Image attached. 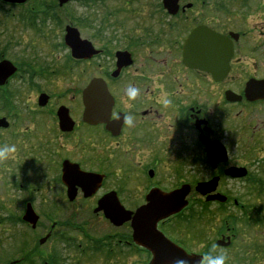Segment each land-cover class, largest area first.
Segmentation results:
<instances>
[{
  "label": "flooded vegetation",
  "instance_id": "flooded-vegetation-1",
  "mask_svg": "<svg viewBox=\"0 0 264 264\" xmlns=\"http://www.w3.org/2000/svg\"><path fill=\"white\" fill-rule=\"evenodd\" d=\"M108 1L111 0L93 2L103 9L95 18L106 25L117 13L107 11ZM210 1L178 0L174 15L161 6L145 28L127 32L117 41L104 43L102 35L97 34L92 41L91 60L84 55L71 59L66 55L55 72H50L52 67L47 64V70L42 69L48 72L47 79L78 77L80 86L67 93L52 91L53 96L44 93L48 98L46 105L39 106L37 102L31 113L15 106L14 94L9 92L14 90H5L13 77L0 87L1 95L9 94L0 98V120L7 121L6 126L0 125V148L16 147L8 153L11 159L8 166L0 158V173L2 177L11 173L14 189L27 194L20 205L17 197L12 204L16 209L21 207V221L35 233L34 237L37 229L42 231L33 247L26 243L23 250H18L17 246L18 259L12 264H153L156 257L153 249L158 243L138 244L131 226L135 212L148 206V198L156 190L171 193L186 185L190 187V196L193 191L200 194L199 185L218 178L211 194L223 195L226 201L209 204L225 206L223 211L239 204L244 209L239 197L242 195L252 196V201L262 204L264 0H227L243 1L246 7L240 11H211L210 5H198ZM132 17H136L135 12ZM189 40L192 43L186 47ZM59 46L66 48L64 42ZM122 53H128L129 57L119 63ZM6 55L0 54V61L8 60ZM86 66H91L92 74L90 69L87 73L82 69ZM93 80L97 98L100 81L111 97L107 123L97 119L93 123L84 121L83 92ZM130 86L138 89L135 98L126 95ZM69 93L70 101H59ZM65 103L77 106L72 108ZM35 112L45 116V123L34 122ZM20 113H29L27 128L21 132L17 122ZM39 131L51 139L36 140ZM31 137L36 140L37 149H28ZM213 143L221 145L226 155L225 160L214 165L212 159L221 156L217 153L212 156ZM69 164L74 167L65 183L64 168ZM165 168L175 176L172 188L161 187ZM240 168L246 169L245 175L227 173ZM79 173L90 176L82 181L78 179ZM185 178L194 180L187 182ZM133 184L136 185L130 187ZM37 197L40 201L36 203ZM29 206L39 216L35 228L23 221ZM3 208L7 209L6 204ZM184 211L159 221L156 229L188 254H196L190 250L194 248L190 224L179 225ZM254 211L257 210L253 209L252 214L244 211L241 222L264 224L263 214L248 221ZM192 218L189 214V223ZM15 221L21 223L19 219ZM43 222L47 224L43 226ZM78 222L83 225L80 237H67L65 226ZM97 229L104 233L97 235ZM236 235L221 234L226 243L221 249L233 251L234 256L244 255L248 246L240 241L241 252H237ZM258 240L253 245L258 252L256 256L264 252V242L255 247ZM75 242L79 244L72 252ZM201 244L205 246L202 253L205 261L208 247Z\"/></svg>",
  "mask_w": 264,
  "mask_h": 264
},
{
  "label": "rangeland",
  "instance_id": "rangeland-1",
  "mask_svg": "<svg viewBox=\"0 0 264 264\" xmlns=\"http://www.w3.org/2000/svg\"><path fill=\"white\" fill-rule=\"evenodd\" d=\"M93 1L94 0H74L61 9L56 8V5H58L57 0H25L20 5L0 2V54L6 52L7 59L9 61L11 60L18 68V72L5 88V90H14L9 92L10 94H14L13 100L15 106L20 109H26L31 113L30 109L34 110V108L37 107L36 103L38 102V97L41 93L53 96L52 91H58L59 94L60 92L67 93L69 91H75L78 86H80L78 77L75 80L69 77L61 81H54L53 79H47V75L45 76V74H48L47 71L45 73L42 71V69L47 70L48 64L52 67L49 71L55 72V67L61 66L66 55H68L69 59V50L67 48H60L59 46V43L61 45L63 43L64 27L66 25L72 24L77 27L84 38H89L92 41H94L97 34H101V41L108 43L112 40L117 41L118 37L125 36L127 32L139 28H145V23L151 19V16L155 11L161 10L162 6V0L108 1L106 4L107 11L113 12L116 10L117 13L114 17L109 19V24L106 25L102 24L103 20L100 23V18H95V15L98 14L97 12H101L103 9L98 7V5L101 4L94 5ZM198 5H204L205 7L210 5L211 11H215V9L238 11L239 9H244L246 7V4L243 3V1H241V3L235 1L229 3L227 0H211L210 2L205 3L199 2ZM247 6H250V4ZM118 9H120V11H117ZM32 11H35L40 15H33ZM45 11H47L46 14L41 15ZM134 12L136 13L135 18L132 17ZM106 16H108V14H106ZM24 19L29 20L25 21ZM42 20H45L46 25H43L44 21ZM27 26H40L39 28L42 31L37 32L36 28H30ZM54 44L56 47H54ZM120 44L121 40L117 43L118 48L121 46ZM49 52L50 57L47 59ZM70 62H72V60ZM65 66H69L68 62L65 63ZM33 68H35L36 71L33 70ZM82 69H85L86 73L90 69L92 74L91 66L82 67ZM8 95L9 94L1 95L0 93V98ZM71 95L72 94L69 93L65 97H60L59 101L68 102L71 100ZM65 104L72 108L77 106L76 104L75 106L69 103ZM29 113H20L19 121H17L21 125L19 127V132L27 128L26 124L28 122ZM34 122L36 124L45 123V116L42 113L35 112ZM23 123L25 125H23ZM41 129L44 130V127L41 126ZM31 133H33V125L31 126ZM36 133V140L40 138L42 142H47L51 139L45 138L41 131ZM52 138L57 139V137ZM36 140H33L31 137V140L27 143L28 149H37L35 146ZM20 145L22 144L20 143ZM54 151H56V149ZM54 151H52V153H54ZM62 151L64 154H68L65 150ZM9 155L2 160L7 166L11 163ZM168 169H170V167ZM168 169L165 168L161 187L172 188L175 186L176 179L175 176L167 171ZM10 174L11 173L9 172L4 173L2 177V174L0 173V264H12L11 262L13 260L18 259V250H23L26 243L30 244V247H33L34 245L32 244H34V240L36 244V239L42 234V231L37 229L36 236L34 237L35 233H31L30 229L21 221V207L18 206L16 209L15 206L12 205L15 202L14 197H17L18 204L20 205L22 200L27 198V194L24 192H18L14 189V186L10 182ZM30 179L35 181V178L30 177ZM185 180L191 182L194 179L185 178ZM135 185L136 184H133L130 187ZM15 194L18 195L14 196ZM239 197L241 198V203L243 202L245 204V208H239L241 206L239 204L238 207H232L225 211H223L225 206L222 207L220 204H209V202L206 201L205 196L194 191L188 197L189 205L185 209L182 217H180L179 225L181 226L184 223H188L192 228V245L194 246L193 249H190L192 252H197L196 254L201 253L200 255H202L205 251V246L201 243H205L206 248L208 247L205 261L202 264H206V259L210 255L215 256L219 254H224L226 256L225 264H264V252L260 251L259 255L256 256L258 252L254 251L253 248L254 241L257 238H259V240L255 247H261L260 241L264 242V237H261L264 234V224L261 223L255 225L254 223L249 222V224L246 225L241 222V218L245 216V214L242 215L244 211H249L252 214L253 209L257 210L254 211V215L250 216L251 219L248 221H254L255 216L257 218L262 214L264 215V199L260 205L252 201L254 198L251 200L252 196L242 195ZM39 201L40 198L37 197L35 202L37 203ZM254 203H256L257 206H253V209H251L250 207ZM4 204H6L7 209L3 208ZM40 212L44 213V211ZM189 214L193 215L190 223L188 220ZM16 219H19L21 223L15 221ZM237 221L239 222L237 223ZM46 224L47 223L45 222L42 223L43 226ZM82 227L83 225H80L78 222L65 226L64 229L66 230L67 237H80V230ZM235 228L236 233L238 234L235 239V244L238 245L237 252H241L239 250L240 241L248 246L246 248L247 251L244 250L246 251V254L244 255L241 253L234 256L231 254L233 251H224L222 250V247L216 246V242L222 241L221 234L233 236V234H236ZM103 233V231L97 229V235ZM70 243L72 244L73 242ZM223 243L226 244L225 241ZM78 244L79 243L76 242L74 243L75 248L71 250L72 252L77 250ZM17 246L19 247L18 250ZM243 256L249 258L246 257L242 260Z\"/></svg>",
  "mask_w": 264,
  "mask_h": 264
},
{
  "label": "water",
  "instance_id": "water-1",
  "mask_svg": "<svg viewBox=\"0 0 264 264\" xmlns=\"http://www.w3.org/2000/svg\"><path fill=\"white\" fill-rule=\"evenodd\" d=\"M7 2H23L25 0H4ZM70 0H60V5L62 6L64 3H67ZM177 0H163V4L166 10L170 13H175L177 10L176 6ZM67 44L73 49V54L79 56V54L84 53L85 55H91L92 47L87 42H81L78 39V35L74 30H68V34L66 37ZM190 41L186 43V47L189 46ZM124 59H120L119 63ZM15 69L8 62L0 63V84H3V81L11 74L14 73ZM95 90L96 85L91 84L84 93V102L86 105L85 111V121L88 123H93L95 119L99 122L107 123L111 103L109 99H104L100 104L97 103L95 99ZM104 92V89H103ZM106 97V93H105ZM47 102V97L44 95L40 98V105H45ZM104 109V110H103ZM100 110L99 116L97 115V111ZM61 121L65 123V118L61 114ZM3 124V121L0 124ZM212 148V156L217 153L221 156V158H216L213 160V163L218 161L225 160V151L222 149V146L213 143L211 145ZM74 166L72 164L65 165L64 168V182L67 180V175ZM75 168H77L75 166ZM242 169L231 170L230 172L240 176L244 175L241 173ZM90 175L79 173L78 179L82 181H86L87 177ZM66 183V182H65ZM217 179H214L210 183L199 185L197 190L200 191L203 195H206L209 192H212L216 189ZM68 185V184H67ZM71 188L70 185H68ZM90 186V185H89ZM87 186V187H89ZM189 193V189L187 187H183L182 189L172 192L170 194H164L159 191H154L151 196L148 198L149 205L137 211L135 217L133 218L132 227L134 229V238L135 241L139 243H151L152 241H156L158 244L157 248H154V262L153 264H174V261L178 258H182L186 261V264H201L202 257L198 255H188L181 248L172 245H169L168 241L156 233L155 227L158 221L165 219L173 214L180 212L186 205L187 202L185 198ZM69 195H71V191H69ZM72 197V196H71ZM210 200H220L222 201V197L220 195L209 196L207 198ZM24 221L32 224L33 227L36 226L38 222V216L29 206V209L26 211L24 216ZM154 234V235H152ZM44 241V240H43ZM217 245L222 246V242H218Z\"/></svg>",
  "mask_w": 264,
  "mask_h": 264
},
{
  "label": "clouds",
  "instance_id": "clouds-1",
  "mask_svg": "<svg viewBox=\"0 0 264 264\" xmlns=\"http://www.w3.org/2000/svg\"><path fill=\"white\" fill-rule=\"evenodd\" d=\"M138 94V89L135 87L130 86L126 90V95L129 98H135V96ZM15 151V145L7 146L5 148H0V158H6L8 153ZM226 262V256L223 254L212 256L210 255L206 259V264H225ZM174 264H186V261L182 258H178L174 261Z\"/></svg>",
  "mask_w": 264,
  "mask_h": 264
}]
</instances>
